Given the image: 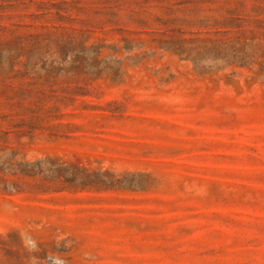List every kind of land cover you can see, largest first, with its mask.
I'll use <instances>...</instances> for the list:
<instances>
[{"label":"rangeland","instance_id":"374dc122","mask_svg":"<svg viewBox=\"0 0 264 264\" xmlns=\"http://www.w3.org/2000/svg\"><path fill=\"white\" fill-rule=\"evenodd\" d=\"M0 264H264V0H0Z\"/></svg>","mask_w":264,"mask_h":264}]
</instances>
